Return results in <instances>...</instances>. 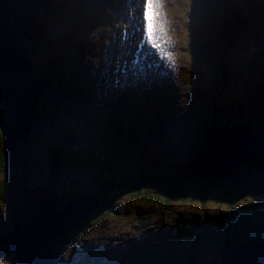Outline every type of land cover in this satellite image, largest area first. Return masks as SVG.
<instances>
[{
    "label": "rangeland",
    "instance_id": "obj_1",
    "mask_svg": "<svg viewBox=\"0 0 264 264\" xmlns=\"http://www.w3.org/2000/svg\"><path fill=\"white\" fill-rule=\"evenodd\" d=\"M92 1L97 2V0ZM131 1L129 2V4L131 3L130 6L132 5ZM234 1L239 2L238 0ZM202 2L204 0H194L196 8L201 11ZM228 2L227 0H214L213 2V6L216 4L214 7L217 8V11L224 10L223 18L226 19L225 27H229L237 19L236 14L242 18V23L244 24L242 26L241 23L233 39L235 40L236 38L231 53L232 67L230 70V81L228 83V90L224 91L222 95L220 94L218 103L219 110L215 109V104L212 99L219 90V85H214L211 80L213 72L217 76L216 68L212 65L207 67V61L201 62L196 68L192 66L195 62L193 61L195 57H190L187 60L190 46L188 44L187 48L185 45L186 33L190 29L191 33L188 34H190L192 39V28L195 26L193 25L194 23L189 24L187 21L190 15L189 9L192 4L191 1L189 3V0H158L159 24L164 27V31L169 37L170 47L182 52L178 53L179 57H176L181 62L182 71L179 77H177L178 80L173 81L174 85H165L161 88L158 84L159 90L154 97L148 98L145 96L139 98V103L137 104L143 105V107L147 106V109H145L146 112L142 113L145 120L150 116L151 110L149 108L153 106L155 108L151 112V114L154 113L151 125L157 130L154 136L143 138L142 136L145 135L140 133L141 136L132 141L126 138L122 140V148L121 146L118 147L117 143L113 142L112 139L102 141L105 131H97V124L103 121L94 117V114L101 107L107 112L104 118L105 122H110L113 115L112 112H108L114 110L115 103H108L106 98H100L98 95L97 97L101 100L103 99L107 104H100L99 99H93L92 101V95H96L92 89L85 93L90 103L84 104L90 105V107H86L87 109L84 111L76 105L78 99L74 100L69 95L66 87L62 86L55 91L54 88L51 89V96L48 93L49 98L47 99L46 96V100L41 101V104L31 113L33 128L29 133L31 137L29 141L32 142L29 151L31 161L34 163L33 171L31 172L32 176L29 181L31 185H34L31 183L32 179L37 184H41V187L45 183V177L50 170V165L47 166L49 161V153L47 152L50 149L46 146V141L48 137L56 135L53 130L60 134L61 132L68 131L66 130L68 125H73L72 128H69V133L67 134L71 136L75 132L78 136L77 143L70 142V147H73L71 149L74 151H78L83 142L96 144L95 150L102 149L100 155L90 160V164L82 165L74 160H62L58 178L56 179L55 185L53 183V188L54 186L58 188L57 196L60 195L58 197L59 201L57 200L58 202L55 204L56 211L65 210V207L60 208V205L65 199L64 196H67L77 180L80 182H78L76 192H82L83 195L91 194L98 196L97 192L103 190L107 182L114 181L117 184L115 189L106 192L104 195L103 199L105 198L106 202L102 205L100 212L96 211L93 218L79 226L68 229L58 238L54 246L57 253V257L54 255L56 264H80L84 257H88L89 260H95L92 262L95 264H118L115 260L120 264H134L135 261L138 264H150V259L156 263L155 259L145 253L136 259V255H139V252L132 251L137 247L139 248L143 242L142 240L151 237L155 233L154 227L156 230L161 231V233L167 229H171V231L179 229L187 231L188 228L186 226H189L190 223H205L203 221L204 217H206V224L210 227L223 223L221 215L227 209V206L221 201L226 197V190L233 192L232 194H243L241 195V200L247 203L240 205V210L244 209V207H251L252 212H256L264 208L261 207V205H264V170L258 166H256L257 168L250 166L238 168L239 170H236V174L229 175L226 178H220L221 180H219L218 176H213L215 177L212 178L214 181L213 184L207 185V182L203 180L205 182L204 186H199L191 181L189 179L190 175L180 176L179 174L183 168L180 164L185 160L188 146L191 149L193 147L190 141L200 135L204 136L213 127L218 129L220 126H225L229 127L230 130L232 126L239 124L234 128L238 129L242 125L240 124L241 122H248L251 127H248L249 125L247 127L252 128L256 134L257 143L254 145V149L259 150L258 155L264 150V94H262L264 92V29L263 31L259 30L262 27H259L257 24V13L259 9H253L254 4L256 8L258 7L259 0H246V9L240 10L234 6L236 9L232 13L228 11L230 7ZM231 6L233 7V4ZM241 11H244L247 16L240 13ZM109 13L110 15L112 14L113 22H110L108 33L112 34V38H114L118 32V27L115 25L118 23L116 22V18L121 23L127 14L125 10L119 9L109 11ZM43 14L42 12L40 21L47 26L45 31L47 39H56L60 34L58 30L62 29V27L66 28L68 25L70 27L76 25L69 21L62 23V20H47ZM247 20L248 24L246 22ZM226 31L229 32V30ZM240 33L241 35H239ZM38 38L35 54L33 52L31 54L34 55V62L38 64L42 71L41 74H43V67L46 66L49 60V52L44 45V41L41 39L42 37L39 36ZM224 42V38L221 37L218 45L221 47V45H224ZM26 51L28 52V49ZM111 53L104 56L102 62L112 69V63H110ZM81 55H84V53ZM89 58L88 56H81L78 61L85 65L90 64L88 62ZM93 61H96V59L94 58ZM172 68L173 66L169 65V71ZM160 73H165V71L162 70ZM196 74L201 77L199 81L204 84H202V97L199 94L201 97L200 102H195L198 99H194L195 95L192 92L198 86L194 82ZM36 75L39 76V74ZM207 75H209L208 79ZM114 84L117 85L115 80ZM151 86L153 85L148 86L149 93ZM135 88L136 85L132 86L130 90H134ZM215 89H217L216 92ZM64 90L66 91V95ZM132 93L134 96H139L136 92ZM120 94L115 87L112 94L114 97L110 94L108 99H114L116 101ZM64 100L69 105V109L66 112L67 119H62L64 118L62 113H59L57 119L55 115L56 110L58 107L60 110L62 109L61 104L64 103ZM128 103H132V101H128ZM76 106L77 108L75 109ZM160 106L164 107L167 113L163 109H160ZM124 109H127L129 112L130 106L126 105ZM120 110L122 111V109ZM138 110L136 109V112ZM141 112L142 110L137 113L141 114ZM44 113L46 114L45 117ZM79 115L82 116L80 119H83V121H78L77 117ZM224 119H226V123H224ZM120 122L125 125L129 123L126 118L120 119ZM250 133L252 132L242 130L241 135L247 138L239 139L237 137V131L232 130V135L235 138L234 141L237 143H241V140H249ZM203 138L201 137L200 139L202 140ZM3 145L5 144L3 143ZM111 146H114V154L108 155L110 152L108 149ZM1 151L3 152L4 150H2L0 141V153ZM129 153L131 155H125ZM211 153H216V151L212 152L211 150ZM4 154V157L0 156V168L1 170L3 169V171L0 170V181L5 177V170L7 169L5 151ZM226 156H228L226 159L230 158L228 153ZM66 157L68 158V155ZM237 157L238 155H235V158ZM203 159L204 153H201L199 156L200 162H203ZM228 172L232 173L231 170ZM176 173L178 174L176 176L179 178L184 177L182 179L184 186L179 191V196L175 195L176 197L168 198L167 193H169V190L163 188L155 192L153 187L147 185L148 181L157 178L166 180ZM132 178L145 182L142 185L141 193L147 192L153 194L156 199H141L131 196L129 194L128 182L130 183ZM48 189L52 190L51 188ZM143 196L145 197V195ZM3 205L0 201V220H3L0 221V238L6 235L2 230L5 229L7 231L13 227L11 221L4 220L5 209ZM118 228L126 229L123 231L119 230V235L126 233V231H131L136 234L139 230L140 233H137V239L129 245H126L122 241L119 243L109 241V235ZM62 237H65L64 241L61 240ZM203 237L208 238L204 231L201 235V238ZM211 237L215 238L214 235ZM108 244L114 249H111ZM5 247L6 244L0 243V264H22L23 257H19L15 251L7 253ZM121 248L125 250L122 256L118 251ZM207 248L212 251L211 254L206 253ZM103 250L108 252V255L101 258L102 254H105ZM215 251L216 246L211 245L208 241L199 244L198 261L201 260L200 258L205 259L208 256H210L208 260L211 261V257H215L213 256L217 252ZM52 252H54V248ZM146 255L147 257H144ZM117 257H120L121 260H118ZM190 259L188 256H185L182 263L192 264L189 262Z\"/></svg>",
    "mask_w": 264,
    "mask_h": 264
},
{
    "label": "water",
    "instance_id": "obj_2",
    "mask_svg": "<svg viewBox=\"0 0 264 264\" xmlns=\"http://www.w3.org/2000/svg\"><path fill=\"white\" fill-rule=\"evenodd\" d=\"M39 10L38 0H0V129L7 158L5 175L8 205L13 215V227L8 234L0 238V243L6 244L7 253L15 251L19 257H23L24 264H53L52 250L58 238L68 229L93 218L106 192L117 187L114 181L107 182L100 195L79 196L77 199H71L64 211H56L55 204L59 199L53 189V183L55 185L58 178L62 159L61 154L55 150L52 151L47 185L30 186V115L40 105V100L38 79H35L29 60L25 58L27 46L24 39L32 43L40 33ZM225 21L226 19L221 29V37L225 42L219 49L227 58L230 57L236 38L233 40L235 35L231 34L233 26L225 27ZM228 65L231 66V62ZM247 126L242 124L238 129H230L227 132L217 130L201 153L207 156V152L210 153L214 149L235 153L240 156L237 162L241 165L255 159L256 151L250 148L256 143L254 134L250 133L249 140H241V143L234 142L232 135V130H236L239 139H246L241 132H250ZM201 153L196 158L197 166L206 164L204 160H199ZM221 155L223 153L214 157V160L219 159ZM211 161L209 158V164ZM224 161L230 165L229 159ZM211 171L222 174L230 170L223 171L215 167L204 169L207 173ZM219 264H264V243H250L238 249L224 250L223 260Z\"/></svg>",
    "mask_w": 264,
    "mask_h": 264
},
{
    "label": "trees",
    "instance_id": "obj_3",
    "mask_svg": "<svg viewBox=\"0 0 264 264\" xmlns=\"http://www.w3.org/2000/svg\"><path fill=\"white\" fill-rule=\"evenodd\" d=\"M78 2H76L77 5H73V0H38L39 2V6H40V10L41 13L43 12L44 16L47 18L52 17V15H54V20L55 21H59L62 20V22H64V17L65 15H68L69 12L72 11L71 6H76L77 9L79 11H83V8L85 7V4H87V0H77ZM205 6L204 9L205 11L202 12V14H200L199 17H195L193 19V21H195V23L193 25L192 31V39L189 36L188 40L190 42L191 40V46L196 49L202 48L204 51H207L208 53L211 52V57H210V62L211 64H213L219 71V76L217 77V79H215V82L219 85L221 84V75H222V71H221V60H220V56L218 55V42L220 39V26H221V17L223 15V9L221 11H217V8L213 6V2L214 0H205ZM211 3V4H210ZM75 7V8H76ZM50 14V15H49ZM259 16V22L262 25V23H264V6H262L259 10L258 13ZM105 18V17H104ZM199 18V20L197 19ZM46 21V20H44ZM199 21V22H198ZM203 28H201L200 27ZM76 30H78L77 28H75ZM73 28V30H75ZM45 30H46V26L44 24H42V35L41 37H45ZM72 28H67V34H65L66 36L69 37V33L71 31H73ZM64 35V36H65ZM74 33H71L70 37L72 39V37L74 36ZM39 38H36V40L32 43H28V49L30 50V52L32 53L35 49H36V45H37V41ZM24 41L27 42V40L24 39ZM40 41V40H39ZM77 42V41H76ZM46 46L48 47V51L49 50H53V51H64L65 47H70L73 43L72 42H68L66 39H59L57 38L56 41H54V38H46L45 40ZM79 42L75 43L74 46H76ZM73 46V47H74ZM46 73V72H45ZM45 73H43V75H45ZM46 76V75H45ZM42 78V76H41ZM41 78L39 77V79L41 80ZM44 84H45V80L44 78H42V85L40 87V94H41V99H43V97L45 96V91H44ZM220 91V90H219ZM219 93V92H218ZM215 94L212 99L214 101L215 104V109L219 110V94ZM54 94V92H53ZM59 111L57 112V117L59 115ZM132 119H131V124L129 126V130L126 132V135L130 136V137H134L136 136L135 131L138 129H136L137 127L135 126V120L137 119L136 114L131 113ZM216 117V115H215ZM115 129L113 131V135H116L115 138H120L121 137V131L122 128L119 127V125H115ZM54 129V128H53ZM135 129V130H134ZM216 129V127L211 130L212 132ZM55 134H58L55 130H53ZM65 133V134H64ZM69 129L67 132H61L59 135V138H52L53 143L52 145L55 146L56 148H58V150L61 151V153L64 154V157H66V155H68V158L66 157L67 160H81L84 163H88L90 161V159L92 157H94L93 155V147L91 146L90 143H88L87 145H82V147L78 150V151H74L70 147V142L75 143L76 142V137L77 134L75 132L72 133L71 136H69ZM211 134V133H210ZM209 135L207 137H205L206 139H208ZM205 139V141H206ZM0 141L2 144V150L5 151V145H3L4 143V137H3V133L0 129ZM5 144V143H4ZM199 144V143H198ZM201 145V144H200ZM199 147V146H198ZM202 147V146H201ZM200 147V148H201ZM199 149V148H197ZM4 151L0 153V156L4 157ZM194 152V150H193ZM86 156V158H85ZM32 161H29L28 163V167L29 169L32 167L31 164ZM248 165L250 166H258L261 169H264V150L262 152L259 153V155L256 157V159L251 160ZM242 168V167H241ZM1 170V168H0ZM3 171V169L1 170ZM184 177H174L171 176L166 180H160L159 178L154 179L152 181H148L147 185L151 186L154 188L155 192L162 190L163 188H165L166 190H169V193H167V197L168 198H173L175 195L179 196L180 195V190H182L184 184H182V179ZM191 181L195 182L197 185L199 186H204V183L202 180H196V179H191V177L189 178ZM7 179H6V175L3 179H1L0 181V201L4 204V208L6 211L5 214V221H13V215L12 212L10 211V209L8 208V200H9V196H8V190H7ZM78 182H80L79 180H77V182H75V184H78ZM143 181H139L136 180L134 178L131 179V182H128L129 185V194L131 196L137 197V198H154L153 194L150 193H141L142 191V185H143ZM181 183V184H180ZM207 185H212V182H207ZM76 187V185L74 186V188ZM179 187V189H178ZM181 188V189H180ZM233 192L226 190L225 195L226 197H224V199L221 201L224 204H226L227 206V212L224 213L225 217H227V219H225L223 221V223L220 225L218 224L216 227H208L206 225V217H204V222L205 223H201L200 225H196V224H190L189 226H187V228H189V230H191L192 228H194L193 230L195 232L198 231L197 233V243H195L194 241H192L193 246L188 250V251H184L181 252L184 257L188 256L189 257V262L190 263H195L196 261L199 260V257L197 256L196 251H198L199 249V244L201 243V235L203 234V231L206 230L205 228L207 227V229H209V232H211V230H214V232L217 234H220V239H219V248L220 250L217 251L220 255V257H222L224 250L229 247V246H238V245H242L245 242L251 241V242H258V243H264V210L261 211H256V212H252V208L251 207H244V209L240 210V205L242 204H246L245 201L241 200V195L243 194H232ZM145 195V197L143 196ZM175 196V197H176ZM70 199V197H65L63 203L60 205L61 207H65L66 204L68 203V200ZM254 200V199H253ZM106 202V199L104 198L99 205V208L96 209L97 212H100L102 209V205ZM167 206V205H166ZM106 207V206H104ZM238 209V210H237ZM206 214V213H205ZM204 214V215H205ZM206 216V215H205ZM205 232V231H204ZM196 234V233H195ZM244 236V238H243ZM199 239V240H198ZM61 240H65V237H62ZM166 242V243H165ZM163 243H159L158 248L157 249H161V254L162 256H164V259L162 260V262H160V260H158V262L160 264H173V258L177 257V254L179 255V251L176 254V248L174 247L175 243H170L169 240L165 241ZM165 243V244H164ZM165 248V249H164ZM56 252H55V256H56ZM165 254V255H164ZM57 257V256H56ZM217 258L215 260H208V257H206L203 260V263L207 262L209 264H219L220 261L222 260V258ZM156 257H154L155 259ZM171 259V260H170ZM221 259V260H220ZM59 260V258H58ZM208 260V261H206ZM82 263L84 264H89V262H87V260L84 258L82 260ZM22 264H24V260L22 262ZM67 264V263H64ZM195 264H200V263H195Z\"/></svg>",
    "mask_w": 264,
    "mask_h": 264
},
{
    "label": "bare ground",
    "instance_id": "obj_4",
    "mask_svg": "<svg viewBox=\"0 0 264 264\" xmlns=\"http://www.w3.org/2000/svg\"><path fill=\"white\" fill-rule=\"evenodd\" d=\"M227 1H229L228 4H230V7L228 8L229 13H232L233 10L236 9L235 7H238L240 10H243V9H246L247 8V3H246L245 0H238L239 2H236L234 0H227ZM231 4H233V7L231 6ZM240 13H243L244 15L247 16V14L244 11H241ZM236 17H237V19L234 20V22H232V24H231V26H233V30L231 31V34L232 35H235L236 31L239 29V26L242 23V18H240L239 15H237V14H236ZM54 18H55L54 15H52V17H49V18L47 17V20L48 19H53L54 20ZM259 21L260 20H258V22H257L258 23V26L259 27H262L261 29L259 28V30L263 31L264 28L260 24ZM246 22L248 24V20ZM243 24L244 23H242V26H243ZM263 39H264V37H263ZM219 51H220V49H219ZM218 55L220 56V59H223V62L221 64V70H222L221 84H220V87H218L219 90H220V92L222 93V90H225V91L228 90V84H227L228 83V80H226L225 76L227 74L230 75V70H231L232 65L229 66L228 63L231 62L232 59H230V57H227L226 58V56H225L224 53H219ZM223 68H224V70L226 69L227 71L228 70L229 71L226 72V71L223 70ZM37 79L40 80L39 78H37ZM73 79H74L75 85H79L80 84V81H79L78 78H73ZM115 81H117V79H115ZM125 81L128 82V83H131L130 87L135 82V80L134 79H130V77H126L125 78ZM137 83L140 84L141 81H137ZM118 86H120V88H121V85H118ZM138 88H135L134 91H136V93L140 96V92H139ZM199 92H201V91H199ZM108 93L111 94V91L108 90ZM112 115H113V117H115V118H117L119 120L121 119V115L119 113H114ZM156 131L157 130L154 129L152 136L155 135ZM233 139H235V138H233ZM244 144H246V141H244ZM214 151H216V153H211V151H210V153H209V151L207 152V157L209 156V158L212 161H211V164H209L207 167H205L206 169H211V168L215 167V168L220 169V170H223V171H226V170L229 169V170H231L234 173V172H236V170H239L238 168H241L240 162H237L239 160L240 156H238L236 159H234L236 154L235 153H228L229 154V157H230L229 158V161H228V162H230V165H228V163L226 161H224V159H226L225 156H226L227 153L226 152H222L220 149H218V150L217 149L216 150L215 149L212 150V152H214ZM220 152L223 153L224 156L222 155L219 159L214 160V157H216L218 154H220ZM203 165H205V164H203ZM191 174H192L191 175V179L202 180V181L204 180V181H206V176H207L208 173L207 172H204V169H202V168H196V167H194V168L191 169ZM198 176L203 177V178H199ZM243 238H244V236H243ZM201 243H203V242L201 241ZM120 255L122 256L121 253H120Z\"/></svg>",
    "mask_w": 264,
    "mask_h": 264
},
{
    "label": "clouds",
    "instance_id": "obj_5",
    "mask_svg": "<svg viewBox=\"0 0 264 264\" xmlns=\"http://www.w3.org/2000/svg\"><path fill=\"white\" fill-rule=\"evenodd\" d=\"M59 208V207H58ZM57 243V242H56ZM56 243L54 244V246L56 245ZM53 246V248L55 249V247ZM53 264H54V262H53ZM81 264V263H80Z\"/></svg>",
    "mask_w": 264,
    "mask_h": 264
}]
</instances>
